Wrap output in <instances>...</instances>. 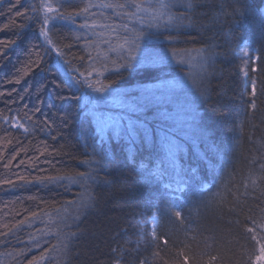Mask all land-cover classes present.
Segmentation results:
<instances>
[{"label":"trees","instance_id":"obj_1","mask_svg":"<svg viewBox=\"0 0 264 264\" xmlns=\"http://www.w3.org/2000/svg\"><path fill=\"white\" fill-rule=\"evenodd\" d=\"M44 2L54 9L46 27L51 43L40 35L42 24L32 11L41 0H0V53L6 52L0 58V264H184L185 256L190 264H258L264 244V0L254 6L253 0H195L187 10L159 6L174 0H135L148 15L129 40L142 27L163 32L159 39L149 35L146 45L167 53L170 62L119 75L126 55L119 46L128 45L123 34L99 26L120 21L110 9L86 14L82 8L132 0ZM245 3L252 7L245 10ZM178 13L188 18L178 27L173 21L170 42L164 24ZM44 14L41 8V19ZM174 50L178 55L172 56ZM252 50L253 64L247 60ZM187 52L199 55L201 76L177 95L207 129V144L174 119L150 121H161L158 129L171 132L181 146L175 173L183 176V187L174 193L159 179L161 142L129 144L97 135L85 108L92 95L76 81L86 77L94 87L112 84L133 96L138 88L185 77L189 69L174 60ZM245 73L255 94L244 85ZM73 95L81 97L78 103ZM21 123L23 128L13 127ZM183 131L192 145L181 144ZM130 150L135 159H126ZM103 152L113 164H98ZM155 210L152 236L148 222Z\"/></svg>","mask_w":264,"mask_h":264},{"label":"snow or ice","instance_id":"obj_2","mask_svg":"<svg viewBox=\"0 0 264 264\" xmlns=\"http://www.w3.org/2000/svg\"><path fill=\"white\" fill-rule=\"evenodd\" d=\"M17 3H19V0H17ZM195 0H174L172 4H166L161 2L160 8H170V7H183L186 10L194 8ZM255 4V0H253V5ZM248 4H244L243 7L245 10L252 7ZM43 8L45 14L43 15V18L41 19L40 16V9ZM91 9H110L112 10V13L115 17V19L119 20V25L113 27L109 24H103L99 27L101 30H108L112 32H116L117 36L119 37L121 34H123L125 44L128 45L127 48L124 47V44H121L119 47L122 50V52L126 53V55L122 56L123 63L119 64L116 74L119 75L122 71H127L130 69H148L153 65L157 64H168L170 62V57L167 53H157L155 52L151 47H148L146 45V38L151 35L152 38H162L164 37L163 32L153 33V32H145L143 27L140 29L139 33L134 35L131 40H129V34L135 31V26L137 23H140L145 16L148 15L147 9L140 3H136L135 0H132L131 3H100V4H92L88 3L85 4L82 8L83 13H90ZM33 13L35 14V17L37 20H39L42 24L40 28V35L45 38L46 41L51 43L50 40H48V31H46V27L48 25L49 20L52 18L49 14L53 13L54 9L50 4H47L44 2V0H41L40 4H37L32 9ZM259 9H256V12H258ZM256 12H253V15L256 14ZM19 15V13H17ZM79 15V13H78ZM162 15V14H161ZM187 15L178 13L175 16H169L168 23L164 24V28L166 31L169 32V41L171 42V31H172V23L175 21L176 26L178 27L184 19H187ZM153 20H156L157 17L153 16ZM131 24V28H130ZM82 28H89L91 27L93 30H95L98 26L95 24H92L89 26L88 24H84L81 26ZM261 35L264 36V20L261 21V27H260ZM10 43H15L14 41ZM9 45H4L5 48H7ZM6 52L0 53V58H3ZM56 54L58 56H63V52L61 49H56ZM178 55L177 51L172 52V56ZM251 57H249L250 59ZM33 64L36 65L37 68L40 66L39 60L33 61ZM25 75H27V72H25ZM81 77H85V74L83 72L79 73ZM89 76L92 75L91 72L88 73ZM97 75H101V73H97ZM245 76H247V73H245ZM107 78V77H106ZM13 82V81H10ZM21 81L20 79H15L14 83L19 84ZM167 85V91L165 93H161L157 95L156 91L152 89H145L142 93L141 99L144 102H152L156 101L165 105H173L174 106V113H170L165 109V111L162 113V115L165 117V119H174L176 123L180 124L181 126H186L190 129H193V134L195 138L202 144H207L208 136H207V129L205 127H202L201 125L196 124L197 116L194 112V110L185 102L181 101L179 96L177 95V90L181 89L183 87L182 82L178 79L166 81ZM76 84H80L81 86L87 85L89 89H91L93 92L97 93L95 97H88L89 103L92 105V115L96 119V129L95 133L97 135L103 136L105 134H108L110 137H115L118 139H121L123 141H127L129 144H135L136 141L139 139L141 143L147 145L152 142L153 137V129L149 126V124L141 119L139 117L133 118V115L139 111L141 105L138 101V99L133 95V98L131 101L126 102L125 97L129 94L125 93L122 89L119 87H116L112 84H102L100 87H94L93 84L85 77L82 80H77ZM253 94H255V87L253 85ZM85 98V97H84ZM72 99L76 100L77 103L81 99V97H78L76 95L72 96ZM116 99H119V108L125 115H121L118 117H113L111 115L106 114L103 111H96V108L101 106L102 104H113V101ZM93 101H95V105L93 106ZM252 107L255 108L256 105L253 102ZM36 111H39V108L35 109ZM129 113L133 115H128ZM64 122H67V118H63ZM13 127H20L23 128L24 125L21 123L19 125L13 124ZM27 131V129H25ZM94 138V137H93ZM162 146L164 147L166 151L165 160L173 167L176 166V157L177 154L181 151V146L178 144L174 138L170 137L168 134H165L162 137L161 140ZM93 147V153H96L95 146ZM211 150V145H208L207 151H205L204 155L205 157L209 156V152ZM15 159V157H13ZM126 159H135V153L131 150L129 151L128 156ZM11 161H9V164ZM23 163V161H21ZM98 164H101L103 166H108L113 164V161L109 158L107 152H103V155L100 156V160L98 161ZM5 167H8V165H5ZM81 178L83 179L86 174L81 173L79 174ZM151 173H149L147 176H145V179L151 178ZM194 179V176L190 177ZM19 179L24 180V177L21 176ZM49 180L52 179H58V178H52L49 177ZM5 184H12L13 181L11 179H5ZM171 211V210H169ZM177 219L181 218V212L180 211H174L172 213ZM37 214L35 212L32 213V216L35 217ZM163 218V215H162ZM20 225L24 224V221L21 220ZM248 232H254L253 228H248ZM155 235V233H154ZM253 239L255 237L253 236ZM36 244H39V241H33ZM167 243V242H166ZM158 254V253H157ZM215 259V257H213ZM264 261V244L260 247V255L257 257V262L260 264V262ZM29 264H38V261H29ZM141 264H144V262H141ZM184 264H190L189 258L187 256L184 257Z\"/></svg>","mask_w":264,"mask_h":264},{"label":"rangeland","instance_id":"obj_3","mask_svg":"<svg viewBox=\"0 0 264 264\" xmlns=\"http://www.w3.org/2000/svg\"><path fill=\"white\" fill-rule=\"evenodd\" d=\"M144 22L141 21L140 24L142 25ZM140 27V26H139ZM109 33V32H107ZM105 33V35L107 34ZM114 34V33H111ZM117 50V48L115 49ZM249 57H251L249 59ZM101 57H99L98 59H100ZM247 60H249V62L251 64H253L256 60V55L254 50H252L250 53L247 54ZM102 59V58H101ZM174 61L178 62V63H183L184 66H186L189 69V72L187 73V75L185 77L180 78L179 80L182 82L183 87L182 88H186L187 82L190 80H196L198 77H200L201 75V62L199 55L197 54H193L190 52H187L186 54L179 56L178 59H175ZM200 69V70H199ZM254 69V67L252 68V70ZM244 85H248L250 87V90H253V85H254V81L249 79L247 76H245L244 79ZM160 84V85H159ZM86 88L88 89V91L90 92V94L92 95V97H95L96 95H98L97 93L93 92L91 89H89L87 86ZM145 89H152L154 91H156L157 95L160 94V92L163 94L167 91V85L166 83H158V85H151L148 86L146 88H138L136 91H134V96L138 99L141 107L139 109V111H137L134 115L129 113L128 115H133V118L139 117V119L147 122L149 124V126L153 129V137L155 138L159 144L162 140V137L165 134H168L170 137L175 138V136H173L171 134V132H167V131H161L160 129H158L157 127V123L163 124L161 121H156L154 126L150 125V121H154L155 122V118H160L163 119L165 118L162 113L165 111V108H162L164 106L166 107H170L171 108L174 106L173 105H165L156 101H152V102H144L141 97H142V93ZM133 98V96H126L125 100L126 102L131 101ZM85 102L87 103L85 108L87 111V115H89L94 123V130L96 129V119L95 117L92 115L91 109H92V105L89 103V100L86 98ZM83 102V104L85 103ZM95 105V101H93V106ZM119 99H116L115 101H113V104H102L101 106H99L98 108H96V111H103L108 115H111L113 117H118L121 115H125V113H123L121 111V109L119 108ZM167 109V108H166ZM189 131V130H188ZM185 138L184 140L181 141L182 145H185V143L188 144H193L190 143L192 142L191 139V134H188L187 132L183 131L180 132ZM140 140L138 139L136 142H139ZM190 141V142H188ZM160 148L163 152V154H166V151L164 149V147L162 146V143L160 145ZM164 154V160L162 161V164H159L158 169V173H159V179L160 181L163 183V185L167 186V189L177 193V191H180L183 187V183L182 180H184L183 176L177 175V170H175V168H173L168 162L167 160H165V155ZM177 159V158H176ZM164 171V173H163ZM176 172V173H175ZM175 186V188L173 187ZM176 195V194H175ZM178 196V195H176ZM158 224V215H157V210H155L148 222V232L150 233V235H154L156 226ZM114 264H122L121 261H119V259L117 261H115Z\"/></svg>","mask_w":264,"mask_h":264},{"label":"bare ground","instance_id":"obj_4","mask_svg":"<svg viewBox=\"0 0 264 264\" xmlns=\"http://www.w3.org/2000/svg\"><path fill=\"white\" fill-rule=\"evenodd\" d=\"M176 196V195H175Z\"/></svg>","mask_w":264,"mask_h":264}]
</instances>
